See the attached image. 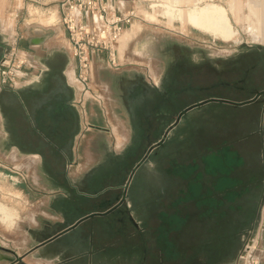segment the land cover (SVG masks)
Instances as JSON below:
<instances>
[{
    "label": "crops",
    "instance_id": "1",
    "mask_svg": "<svg viewBox=\"0 0 264 264\" xmlns=\"http://www.w3.org/2000/svg\"><path fill=\"white\" fill-rule=\"evenodd\" d=\"M62 1L0 0V61L11 47L29 58L14 89L0 84V183L17 187L16 198L26 207L49 214L42 217L41 230L69 211L82 212L109 194L118 197L146 149L172 121L156 120L158 136L152 139L149 115L131 102L136 95L139 105L135 88L144 81L129 77L137 65L129 54L139 47L159 53L175 47L161 48V41L152 40L159 31L140 44L148 30L143 17L161 0H105L113 13L134 11L138 18L115 45L117 67L106 52L91 57L88 90L76 78ZM181 1L220 7L230 25L229 15L242 21L249 13L256 35L264 37V0ZM77 18L99 25V18L86 13ZM259 202H264V105L206 104L182 120L133 174L127 206L136 227L122 239L65 242L59 250L71 251L65 253L68 264H234ZM202 224L205 246L187 251L180 240ZM261 230L254 229L255 239ZM261 238L264 244V228ZM259 250L264 259L260 243Z\"/></svg>",
    "mask_w": 264,
    "mask_h": 264
},
{
    "label": "rangeland",
    "instance_id": "2",
    "mask_svg": "<svg viewBox=\"0 0 264 264\" xmlns=\"http://www.w3.org/2000/svg\"><path fill=\"white\" fill-rule=\"evenodd\" d=\"M167 2L169 1L161 0L160 2H156L153 10L143 17V20L146 21L145 24L148 26V30L143 34V41L140 44L143 45V42L150 40L148 37L154 34L153 31H159V33H155L159 35V37L156 36L158 39L154 38L152 40L161 41V48L177 46L178 51L176 52L174 50L175 47L171 51L166 49V51L161 53H159V49L150 46H147L145 50L141 47H139L140 49H133L129 57L131 63H136L137 65L130 71V78H139L146 84L150 82L159 85L166 79L170 67L178 63L180 66H178V72L175 77L177 79L178 89L185 87L186 83H189V87L195 90L203 87L206 89L220 81L237 82L243 78H247L251 82V88H255L258 91L264 89V37L259 38L256 35V23L247 20L249 13L245 15L247 17L246 19H242V21L235 20L234 15H229L231 25L238 33V36L233 40L225 42L218 36L206 33L205 31L190 26L186 22H182L177 13L169 20L165 12L167 11ZM182 4L188 8L192 6L185 3ZM200 7H203V5ZM179 15H182V12ZM168 30L170 31L167 32ZM240 57H242V61L238 60ZM117 64H119V60L116 53V66H111L115 68ZM255 65L257 66L252 69L251 67ZM222 94L227 96L232 95L223 88H219L211 93L196 92L193 97L186 99V102L187 100H194L193 98ZM135 98L131 102L135 107L142 109L143 105H138L136 95ZM146 98L147 100L150 99L146 102V109H152L154 107L153 95L147 94ZM179 100H181L180 97ZM180 104L181 102L178 103V105ZM162 109V113L169 112L170 110L164 106ZM149 118L152 126V139L158 136L156 132L159 129V120L163 122L164 120H172L167 116L154 117L152 114ZM156 120L158 121L156 122ZM135 153L138 155L141 151L135 150ZM10 186L11 183L5 181L0 183V208L12 216L13 219L22 223L30 221L29 223H32L36 230H41V219L42 217L49 216V214H44L36 206L26 207L20 199L16 198L18 195L14 190L17 187H13L11 190ZM260 206V218L254 229L259 228L263 230L264 202L260 203ZM35 216L39 217L35 218ZM11 224L0 221V241L16 248H24L26 243L31 242L35 244L37 242V239L32 237L31 234L15 231ZM262 230L259 231L260 240L258 239V243L264 246V244H261ZM252 238L255 239L254 235ZM34 257L35 260L27 261L33 264H41V254L35 255ZM6 260L0 255V262L5 263Z\"/></svg>",
    "mask_w": 264,
    "mask_h": 264
},
{
    "label": "flooded vegetation",
    "instance_id": "3",
    "mask_svg": "<svg viewBox=\"0 0 264 264\" xmlns=\"http://www.w3.org/2000/svg\"><path fill=\"white\" fill-rule=\"evenodd\" d=\"M238 60L242 61L243 59L242 57H240V59ZM178 66L180 65L176 63L175 65L170 67L168 75L166 79L163 80L162 84L159 85L153 83L146 84L145 82H143L144 84H142L141 82L138 88L137 87L135 88L136 91L135 94L137 93L140 94L139 105H143V108L141 110L144 111L147 115H149V117L152 114L154 117L167 116L172 119V121L170 120L171 124L165 129L163 135L158 139V141L154 142L146 149L142 158L145 156L146 152L152 145L158 143L163 138L164 134L170 127H172V129L170 130L171 132L172 130L176 129L181 124L182 120H185L189 115L202 112V109L205 107V105L188 111L185 115H183L180 118L179 122L175 125L180 113L188 109L189 107L210 99H221L236 103L245 102L255 98V96L258 93L264 91V89L258 91L255 88H251L250 86L252 84L250 81L247 80V78L240 79L237 82L220 81L212 85V87L210 88L205 89L203 87V88H198L197 90H195L192 87H189L190 84L186 83L185 87H183L182 89H178L177 87L178 85L176 83L177 79L175 78L178 72L177 71ZM256 66L257 65L251 68L254 69ZM219 88H223L225 91L231 93L232 95L231 96H227L223 94L217 96L209 95L206 97L193 98L194 100H187L186 102V99L193 97L194 93L196 92L211 93L212 91L214 92ZM147 94L153 95L154 107L152 109H146V102L150 100V99L147 100L146 98ZM179 97L181 98V100H179ZM222 97L243 99V100L237 102L230 99H224ZM179 102H181L180 105H178ZM210 104H217V103H210ZM217 105L225 106V107H234L225 104H217ZM249 105H264V96L259 97L257 102ZM163 106L166 107L167 109H170L169 112L167 111L165 113H162ZM168 135L163 145L154 149L152 152H154L155 150H159L164 146L168 138ZM141 159L139 160V162L141 161ZM127 181L122 186L121 193L118 197H114L112 199L111 194H109L106 197H104L102 200H99L97 205L92 204L90 206H87L86 208L83 209L82 212L78 209L69 211L65 215L67 222H65V216L61 219L57 218V220H55L54 223L48 224L47 227L44 226L46 228L42 230H36L33 227L32 223L25 224L24 222L22 223L19 222L18 220L13 219L12 216H10L7 212H5L3 209L0 208V221H4L10 224L12 223L11 225L15 231L21 233L26 232L27 234L29 235L31 234L32 237H35L37 239V242L35 244L31 242L26 243L24 248L23 247L16 248L11 245H6L4 242L0 241V255L3 256L4 259H7L4 264H33L28 262L27 260H35L34 256L39 254H41L42 257H46V259L49 261L48 264H66L65 255L71 254L69 253L71 251L70 250L66 252L60 251L59 246L61 245V243L69 242L74 244V243L86 242V241L91 242L94 241L95 238H98L100 241L106 242L108 240L111 241L113 239H118V238L122 239L123 237H125L129 227H136L135 221L127 206V193H126V199L124 200L122 205L118 207L115 206L122 200V194L124 192L123 187L126 185ZM256 207H257V213L255 215L252 228L244 233L246 237L241 246L240 251L236 256L234 264H236L237 258L242 252L245 244L248 242V240H250V238L253 237L254 227L257 224L259 218L258 215L260 213V207H261L260 202L257 204ZM93 214H98L100 216L91 217L85 220L84 222L80 223L73 230H70L67 233L59 236V234L62 231H65L69 227L73 226L76 222H78L82 218ZM180 242L183 245H187L186 247L187 251H192V249L194 250V247L196 248L204 247L205 224H202L201 229L198 230L196 233L194 232L193 236L189 234L187 238L183 237L180 240ZM69 260H74V258Z\"/></svg>",
    "mask_w": 264,
    "mask_h": 264
},
{
    "label": "built area",
    "instance_id": "4",
    "mask_svg": "<svg viewBox=\"0 0 264 264\" xmlns=\"http://www.w3.org/2000/svg\"><path fill=\"white\" fill-rule=\"evenodd\" d=\"M59 9L76 61L77 81L88 90L92 72L91 57L106 52L110 64L116 66L115 45L124 29L138 18L137 14L130 11L125 15H117L107 7L105 0H64L59 3ZM79 12L88 14L93 20L99 18V25H85L77 18ZM28 64L27 54L17 47L9 48L0 61L1 87L14 89L19 73ZM236 264H264V259L260 257L258 239L248 240Z\"/></svg>",
    "mask_w": 264,
    "mask_h": 264
},
{
    "label": "bare ground",
    "instance_id": "5",
    "mask_svg": "<svg viewBox=\"0 0 264 264\" xmlns=\"http://www.w3.org/2000/svg\"><path fill=\"white\" fill-rule=\"evenodd\" d=\"M166 1H169L167 2L168 5L166 6L167 11H165L169 20H171L173 15L177 13L179 19L182 22H186L190 26L205 31L206 33H211L215 36H218L225 42L233 40L236 38V36H238L232 31L226 13L220 7H217L213 4H208L204 7L192 5L190 8H188L182 4L184 2L181 0ZM181 12L182 15H179Z\"/></svg>",
    "mask_w": 264,
    "mask_h": 264
},
{
    "label": "water",
    "instance_id": "6",
    "mask_svg": "<svg viewBox=\"0 0 264 264\" xmlns=\"http://www.w3.org/2000/svg\"><path fill=\"white\" fill-rule=\"evenodd\" d=\"M261 96H264V91L261 92V93H258L255 98L251 99V100H248V101H245V102H240V103H236V102H232V101H227V100H221V99H210V100H205L203 102H200V103H197L191 107H189L188 109L182 111L175 123V125L179 122L180 118L185 115L188 111L192 110V109H195V108H198V107H201L203 105H206V104H210V103H217V104H225V105H229V106H234V107H241V106H245V105H249V104H253L255 102H257V100L259 99V97ZM172 129V127H170L166 133L164 134L163 138L156 144L152 145L148 151L146 152L145 156L141 159V161L134 167V169L131 171V174L129 176V179L126 183V185L123 187V194H122V200L115 206V207H118L120 205H122V203L124 202V200L126 199V193H127V189H128V186H129V183L133 177V174L135 173V171L149 158L151 152L160 147L161 145H163L168 133L170 132V130ZM114 207V208H115ZM94 216H100L98 214H93V215H89L87 217H84L82 218L81 220H79L78 222H76L73 226L69 227L68 229H66L65 231H62L60 235H63L65 233H67L68 231L70 230H73L76 226H78L80 223L84 222L85 220L91 218V217H94Z\"/></svg>",
    "mask_w": 264,
    "mask_h": 264
}]
</instances>
